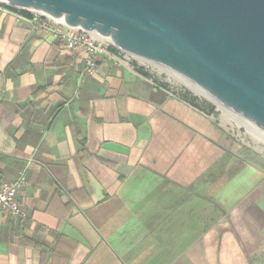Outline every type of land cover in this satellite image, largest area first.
Instances as JSON below:
<instances>
[{
    "label": "crops",
    "instance_id": "obj_1",
    "mask_svg": "<svg viewBox=\"0 0 264 264\" xmlns=\"http://www.w3.org/2000/svg\"><path fill=\"white\" fill-rule=\"evenodd\" d=\"M113 48L89 75L0 15V184L27 182L0 264H264V173Z\"/></svg>",
    "mask_w": 264,
    "mask_h": 264
},
{
    "label": "water",
    "instance_id": "obj_2",
    "mask_svg": "<svg viewBox=\"0 0 264 264\" xmlns=\"http://www.w3.org/2000/svg\"><path fill=\"white\" fill-rule=\"evenodd\" d=\"M162 66L264 136V0H3Z\"/></svg>",
    "mask_w": 264,
    "mask_h": 264
},
{
    "label": "rangeland",
    "instance_id": "obj_3",
    "mask_svg": "<svg viewBox=\"0 0 264 264\" xmlns=\"http://www.w3.org/2000/svg\"><path fill=\"white\" fill-rule=\"evenodd\" d=\"M125 57L126 59L123 61L139 66L151 83L165 86L173 97L187 100L193 107L209 116L221 133L234 142L237 148V157L240 151L246 148L257 154L264 162V136L260 132L248 127L180 75L139 57L128 54ZM247 165L255 172L264 173L256 167Z\"/></svg>",
    "mask_w": 264,
    "mask_h": 264
},
{
    "label": "built area",
    "instance_id": "obj_4",
    "mask_svg": "<svg viewBox=\"0 0 264 264\" xmlns=\"http://www.w3.org/2000/svg\"><path fill=\"white\" fill-rule=\"evenodd\" d=\"M8 7L10 6L0 0V15L14 13L19 21L28 22L41 34L51 36L53 39L62 42L70 52L84 51L86 54V74L92 75L95 73L97 68L96 61L99 56H109L116 61H120V58H115L111 54L113 45L109 40L101 39L82 30L69 28L63 21L43 17L35 13L29 12L32 17H26L10 10ZM25 186H27L26 171L22 172L15 182L0 184L1 212L8 213L14 218L25 219L27 217L21 208L20 202L17 200L18 193Z\"/></svg>",
    "mask_w": 264,
    "mask_h": 264
},
{
    "label": "trees",
    "instance_id": "obj_5",
    "mask_svg": "<svg viewBox=\"0 0 264 264\" xmlns=\"http://www.w3.org/2000/svg\"><path fill=\"white\" fill-rule=\"evenodd\" d=\"M10 10L16 12V13H19L21 15H24L26 17H32V15L27 12V11H23V10H18L16 8H13V7H8ZM116 49L113 48V51H115ZM139 72L142 73L144 75V71L142 69H139ZM164 89L167 90V88L164 86ZM194 101V100H193ZM193 104V102H191ZM238 158L253 166V167H256L258 168L259 170H261L262 172H264V162L262 161V159L257 155L255 154L254 152L250 151L249 149H246L244 148L242 151H240L239 155H238Z\"/></svg>",
    "mask_w": 264,
    "mask_h": 264
}]
</instances>
